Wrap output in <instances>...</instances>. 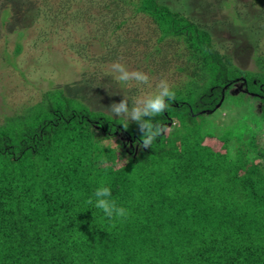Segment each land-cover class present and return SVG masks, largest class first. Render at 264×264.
Masks as SVG:
<instances>
[{
    "label": "trees",
    "instance_id": "obj_1",
    "mask_svg": "<svg viewBox=\"0 0 264 264\" xmlns=\"http://www.w3.org/2000/svg\"><path fill=\"white\" fill-rule=\"evenodd\" d=\"M97 2L111 6L116 30L125 9L149 19L132 41L145 45L150 74L178 77L168 82L175 99L154 117L169 130L141 148L136 123L125 131L121 117L63 90L4 117L0 264H264V145L240 124L217 135L206 119L239 83L258 101L264 133V51L255 71L242 70L204 26L159 0ZM101 186L126 219L87 203Z\"/></svg>",
    "mask_w": 264,
    "mask_h": 264
},
{
    "label": "rangeland",
    "instance_id": "obj_2",
    "mask_svg": "<svg viewBox=\"0 0 264 264\" xmlns=\"http://www.w3.org/2000/svg\"><path fill=\"white\" fill-rule=\"evenodd\" d=\"M97 1L0 0V124L53 90H63L91 109L111 115L108 106L123 97L131 104L133 98L157 91L161 79L148 71L152 66L144 62L145 45L142 40L132 41L135 33L134 38L140 39L149 32V19L125 9L126 23L113 29V21L107 23L111 6L104 8ZM159 1L204 26L216 49L229 55L237 67L256 70L255 56L264 51V0ZM17 45L20 51L14 55ZM112 49L117 55H108ZM115 62L147 74L151 87L117 81L111 68ZM167 77L170 84L178 79L170 71ZM243 93V86L235 83L206 119L217 135L235 124L244 125L249 129L245 135L263 146L258 101ZM206 143L219 149L214 139Z\"/></svg>",
    "mask_w": 264,
    "mask_h": 264
},
{
    "label": "clouds",
    "instance_id": "obj_3",
    "mask_svg": "<svg viewBox=\"0 0 264 264\" xmlns=\"http://www.w3.org/2000/svg\"><path fill=\"white\" fill-rule=\"evenodd\" d=\"M112 71L116 73L117 81L128 84L135 82L137 85H147L149 76L141 71H129L125 65L115 62L111 66ZM157 91L154 94H144L132 99L129 104V99L123 97L118 103H112L108 106V110L116 117H121L120 125L126 131L130 122L138 125L140 137V147L150 148L157 137L165 133L166 127L158 122L154 123V117H157L165 112L169 107L166 100H174L175 92L170 90V85L166 80H160L156 85ZM147 117V119H145ZM114 143V142H113ZM115 144V143H114ZM95 201L89 199L88 204H93L94 207L101 210L104 217L108 220L114 218H127L130 214L124 207L118 206L116 201L111 198V189L109 187H98L94 192Z\"/></svg>",
    "mask_w": 264,
    "mask_h": 264
}]
</instances>
